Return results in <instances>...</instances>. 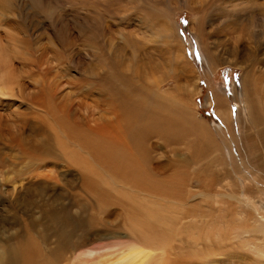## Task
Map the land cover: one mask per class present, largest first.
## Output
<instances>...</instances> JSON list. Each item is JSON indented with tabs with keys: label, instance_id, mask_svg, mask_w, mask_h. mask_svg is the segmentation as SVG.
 <instances>
[{
	"label": "rangeland",
	"instance_id": "obj_1",
	"mask_svg": "<svg viewBox=\"0 0 264 264\" xmlns=\"http://www.w3.org/2000/svg\"><path fill=\"white\" fill-rule=\"evenodd\" d=\"M227 1L0 0V133L8 135L0 139V214L16 194H93L78 175L72 186L61 175L50 179L48 167H37L9 140L18 130L24 138L38 132L55 137L48 97L60 116L78 123H84L87 107L105 112L109 102L97 86L107 76L115 80L114 70L142 93L146 86H158L170 114L184 119L185 104L210 130L200 136L205 143L196 153L191 140L166 149L153 146L154 166L167 163L160 178L181 169L178 191L154 194H229L246 186L264 195V171L239 164L236 157L230 161L234 140L220 130L222 114L210 101L213 93L220 95L236 136L243 142L244 135L251 136L260 151L264 148V123L250 120L243 101L248 85L264 83V0ZM200 9L202 36L196 24ZM35 125L37 132L30 129ZM58 165L61 172L66 169V162ZM213 174L219 183L205 187ZM43 180L49 191L41 189Z\"/></svg>",
	"mask_w": 264,
	"mask_h": 264
},
{
	"label": "bare ground",
	"instance_id": "obj_2",
	"mask_svg": "<svg viewBox=\"0 0 264 264\" xmlns=\"http://www.w3.org/2000/svg\"><path fill=\"white\" fill-rule=\"evenodd\" d=\"M199 12L196 24L202 36L205 12ZM211 56L215 65L218 60ZM114 72L115 80L107 76L97 86L109 102L102 99L109 106L105 112L87 107L84 123H78L60 116L48 97L45 107L55 121V137L38 132L24 138L20 130L10 137L12 148L34 159L37 167L49 168L45 174L50 179L61 175L72 186L78 175L83 189L93 194L10 197L11 207L4 206L0 214V264H264V195L252 194L246 186L229 194H154L178 191L181 169L160 178L167 163L155 167L153 146L160 143L166 149L191 140L196 153L205 143L200 136L210 130L185 104L184 119L170 114L165 107L169 100L158 86L145 85L142 93L127 75ZM260 82L243 92L254 124L264 123ZM210 101L222 114L220 130L234 140L230 161L236 157L239 164L264 171V146L261 153L251 136L244 135V142L236 136L220 95L213 93ZM30 129L36 131V125ZM3 135L4 130V140ZM59 160L66 162L62 172ZM218 181L216 175L207 178L205 187ZM42 183L41 189L49 191L48 181Z\"/></svg>",
	"mask_w": 264,
	"mask_h": 264
}]
</instances>
